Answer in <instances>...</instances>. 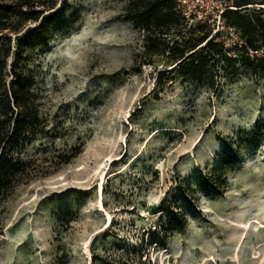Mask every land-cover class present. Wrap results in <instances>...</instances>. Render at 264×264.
Listing matches in <instances>:
<instances>
[{"label": "rangeland", "instance_id": "1", "mask_svg": "<svg viewBox=\"0 0 264 264\" xmlns=\"http://www.w3.org/2000/svg\"><path fill=\"white\" fill-rule=\"evenodd\" d=\"M255 1L244 10L262 11ZM129 2L68 0L47 44L22 55L44 130L9 151L30 166L0 204V264H264V73L218 15L233 1L184 7L235 59L161 80L172 61L145 52ZM170 217L181 225L154 234Z\"/></svg>", "mask_w": 264, "mask_h": 264}, {"label": "trees", "instance_id": "2", "mask_svg": "<svg viewBox=\"0 0 264 264\" xmlns=\"http://www.w3.org/2000/svg\"><path fill=\"white\" fill-rule=\"evenodd\" d=\"M67 2L62 0L58 5V0H0V204L16 177L30 166L25 159L15 158L9 152L11 147L20 146L44 130L38 125V112L29 95V76L20 60L28 47L47 44L52 27L65 11ZM255 2L233 0L236 8H227L222 17L241 37L238 52L246 55L245 66L254 73H264V7L262 11L244 10ZM126 14L142 31L145 52L150 56L166 55L168 61H172L171 68L158 73L160 80L174 70L182 77L203 76L209 73L216 57L235 59L227 55L230 49L225 43L216 40L218 32L211 36L210 23H190L177 0H130ZM8 68L11 78L7 87ZM229 148L231 145L222 151L223 166H231L237 160V152ZM80 151L71 153L66 162ZM174 220L170 217L162 222L154 234L181 225L182 221L174 224ZM95 256L93 259H98Z\"/></svg>", "mask_w": 264, "mask_h": 264}, {"label": "built area", "instance_id": "3", "mask_svg": "<svg viewBox=\"0 0 264 264\" xmlns=\"http://www.w3.org/2000/svg\"><path fill=\"white\" fill-rule=\"evenodd\" d=\"M178 1V7L181 10L182 14L189 20L190 23H192L193 19L196 18V14L198 13V11L196 9H185V4L187 2V0H177ZM233 1V0H232ZM233 6L231 5H226V4H222L220 5V7H218L219 9V17H222L223 12L227 9V8H232ZM224 20V19H223ZM208 22L210 23V20H204L202 23Z\"/></svg>", "mask_w": 264, "mask_h": 264}, {"label": "bare ground", "instance_id": "4", "mask_svg": "<svg viewBox=\"0 0 264 264\" xmlns=\"http://www.w3.org/2000/svg\"><path fill=\"white\" fill-rule=\"evenodd\" d=\"M104 179H105V175H102L101 176V179H100V183H99V186H100V191H102V188H103V185H104ZM100 200V206L103 208V203H102V201H101V199H99ZM112 221V216H111V214H108V222H111ZM258 222V221H257ZM237 223V222H236ZM245 224V223H244ZM263 224V223H262ZM241 225H243V224H241ZM264 225V224H263ZM246 228H248L247 226H246ZM245 228V229H246ZM242 230V229H241ZM244 230V229H243ZM243 236H244V233L242 234ZM242 238V237H241ZM263 244V243H262ZM88 247V246H87ZM89 251V250H88Z\"/></svg>", "mask_w": 264, "mask_h": 264}]
</instances>
